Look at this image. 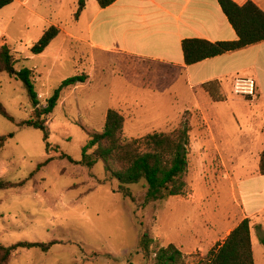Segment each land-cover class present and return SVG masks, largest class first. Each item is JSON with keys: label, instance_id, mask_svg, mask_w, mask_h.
Returning a JSON list of instances; mask_svg holds the SVG:
<instances>
[{"label": "rangeland", "instance_id": "rangeland-1", "mask_svg": "<svg viewBox=\"0 0 264 264\" xmlns=\"http://www.w3.org/2000/svg\"><path fill=\"white\" fill-rule=\"evenodd\" d=\"M77 1L13 0L0 10V47L9 48L15 71L32 70L39 108L64 80L86 77L84 83L61 91L45 117L44 140V132L19 126L34 116L22 83L0 74V104L12 118L0 114V137L11 135L0 148V179L26 180L22 187L0 190V245L55 242L47 252L18 249L9 264H154L157 250L168 245L179 250L184 264H197L222 243L240 217L233 186L253 167L248 150L240 145L252 136L246 105L233 95L236 99L210 109L224 127L230 151L238 152L243 163L244 170L227 172L213 145L198 140L200 120L191 112L203 102L183 72L90 49L84 40L99 7L96 0H88L87 9L78 12ZM51 26L58 29L57 37L41 55L32 56L30 48ZM108 110L124 117L126 140L189 128L183 195L145 203L144 183L124 186L125 196L102 164L91 169L76 164L88 137L102 132ZM252 223L254 264H264V236L256 229L257 221ZM143 235L151 240L148 254L140 249Z\"/></svg>", "mask_w": 264, "mask_h": 264}, {"label": "crops", "instance_id": "crops-1", "mask_svg": "<svg viewBox=\"0 0 264 264\" xmlns=\"http://www.w3.org/2000/svg\"><path fill=\"white\" fill-rule=\"evenodd\" d=\"M232 1L238 5L251 1L264 12V0ZM87 7L88 0L84 10ZM88 29L84 41L93 51L137 60L143 63L140 65H161L183 72L194 96L201 98L204 104L191 112L200 120L202 134L198 140L213 145L212 148L217 150L215 158L227 172L237 171L243 163L239 161L238 152L230 151L233 146L226 140L224 127L210 109L239 97L233 92L236 77L254 80L256 98L246 100L239 97L242 98L240 102L246 105V123L250 124L252 134L250 142L243 140L240 145L248 150L247 159L251 160L253 167L250 173L240 174L233 186L240 217L226 236L244 219L250 220L251 243L253 221H257L256 229L264 236V175L258 172L260 155L264 151V42L185 66L182 40L198 38L223 42L237 39L216 0H116L106 8H96ZM207 83H215L218 101H214L202 88ZM219 143L230 153L223 152ZM242 158L246 162L245 157ZM228 165L232 167L227 168Z\"/></svg>", "mask_w": 264, "mask_h": 264}, {"label": "trees", "instance_id": "trees-1", "mask_svg": "<svg viewBox=\"0 0 264 264\" xmlns=\"http://www.w3.org/2000/svg\"><path fill=\"white\" fill-rule=\"evenodd\" d=\"M116 0H96L100 8L112 5ZM223 15L236 33L234 41L209 42L204 39L188 38L181 41V50L185 66H191L202 61L222 56L226 53L242 50L246 47L264 42V12L253 2L248 1L238 5L232 0H216ZM13 0H0V10L11 4ZM78 12L85 8L86 0H78ZM58 29L55 26L48 28L40 39L32 45V56L41 55L50 43L57 37ZM7 73L22 83L27 94L34 116L19 123L20 127H31L44 132V140L47 139L45 117L51 114L57 105L60 93L64 88L84 83L85 76L70 77L54 90L52 96L46 100L43 108H39V100L35 90L32 70H14V61L6 45L0 47V74ZM202 88L214 100L219 98L216 94L215 83H207ZM0 114L8 120L12 118L5 112L0 104ZM125 119L115 110H108L105 115L102 132L93 133L88 137L86 145L81 151L79 164L88 169L96 164H102L111 180L119 184L118 191L129 196L124 186L144 183L146 187L145 203H151L183 195L186 187L185 177L188 171L189 154V128L186 125L171 133H154L139 139L126 140L122 136ZM11 135L0 137V148L4 146ZM50 144H46V152H49ZM58 151V150H57ZM63 159L65 154L60 155ZM51 162L47 159L38 165L36 171ZM260 175H264V151L260 155L258 166ZM30 175V179L33 177ZM26 183L4 182L0 179V190L15 189ZM151 240L146 235L140 239V249L148 254V246ZM264 246V239H260ZM55 242L41 243H17L9 247L0 245V264H9L12 255L18 249L39 248L47 252ZM154 264H184L181 253L175 246L168 245L159 248L155 254ZM197 264H254L252 243L250 235V220H242L224 238L221 244L210 250L205 259Z\"/></svg>", "mask_w": 264, "mask_h": 264}, {"label": "built area", "instance_id": "built-area-1", "mask_svg": "<svg viewBox=\"0 0 264 264\" xmlns=\"http://www.w3.org/2000/svg\"><path fill=\"white\" fill-rule=\"evenodd\" d=\"M233 92L236 96L246 100H254L256 98L254 80L245 76L236 77L233 83Z\"/></svg>", "mask_w": 264, "mask_h": 264}]
</instances>
